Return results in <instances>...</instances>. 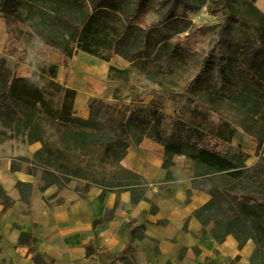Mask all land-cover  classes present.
<instances>
[{"label":"trees","instance_id":"trees-1","mask_svg":"<svg viewBox=\"0 0 264 264\" xmlns=\"http://www.w3.org/2000/svg\"><path fill=\"white\" fill-rule=\"evenodd\" d=\"M214 1L215 7L208 10L213 13L226 10L224 26L230 19L240 20L242 14L229 0ZM255 1L243 0L250 10L249 19L244 20L253 28L255 39L249 43L242 38L233 41L219 38L207 54H197L175 38L191 24L174 13L182 0H171L168 7L164 0H0V16L16 13L44 46L60 55L59 62L47 68L33 64L32 73L26 77L10 71L6 57L0 56V141L22 136L30 144L41 143L32 156L35 168L42 171L45 188L59 185L63 178L84 175L67 151L98 154L102 161L116 168L108 181L109 189H102L98 199L101 201L106 192L129 191L130 202L137 203L148 199L149 183L141 174L122 167L120 162L128 154L130 145H138L147 138L162 146L161 166L166 179H177V173L172 170L174 156L184 155L191 161L193 188L210 196L193 212L203 227L210 223L215 229L233 226L256 212L264 216V164L257 162L247 166L248 154L232 144L234 129L228 122L214 124L206 112L198 110L186 119L170 115L154 101L132 108L131 103L110 104L101 97L88 98L89 114L83 119L73 108L75 90L56 79L58 66H67L78 52L103 61L118 54L132 66L145 68L147 65L162 74L200 55L199 70L189 78L181 96L195 87L209 88L226 111L240 114L243 120H250L261 129L253 136L257 145H262L264 13ZM150 11L159 14V18L147 21L146 14ZM6 42V54L18 58L19 48ZM211 64L215 67H210ZM126 72V69L109 66L107 79L126 83ZM45 122L70 127L66 131V142L71 145L63 149L44 141ZM18 168L12 161L10 170L15 172ZM15 185L20 199L29 202L32 185L23 181H16ZM187 194L189 197L190 190ZM0 204L3 209L13 205L1 184ZM117 205L118 202L114 208ZM150 210L157 209L152 205ZM113 214V209H109L103 219H110ZM101 221L93 220V228ZM210 232L215 235L213 229ZM134 235L135 229L129 231L131 244ZM16 243L32 246L36 238L21 231ZM95 250L91 240L86 247V257Z\"/></svg>","mask_w":264,"mask_h":264},{"label":"rangeland","instance_id":"rangeland-1","mask_svg":"<svg viewBox=\"0 0 264 264\" xmlns=\"http://www.w3.org/2000/svg\"><path fill=\"white\" fill-rule=\"evenodd\" d=\"M229 1L236 11L242 15H240V20L237 19L233 21L230 19L226 26H224L227 21L226 10L219 9V11L215 13L208 10L211 7H215L216 3L214 0H182V2H179L175 7V15L181 18L183 17L185 20L190 21L191 24L188 29L177 34L175 38H178L182 46H185L187 50L197 54H207L219 38L230 41L242 38L250 43L256 36L253 28L244 20L246 18L249 19L247 13L250 10L247 5L243 4V0ZM164 2L165 6L168 7L171 0H164ZM159 16L160 15L156 14L154 11H150L146 14V19L147 21H153L159 18ZM2 17L6 19L7 23L9 46L12 43V46L14 45L20 50L18 58L10 56L12 57L11 60L9 62L7 61L9 70L17 75L25 71L23 68L27 64H29L32 69L33 64V66L41 65L47 68L51 64L50 49L42 44V41H40L34 31L24 24L16 13L3 14ZM255 24H257V21L254 22V25ZM200 27L202 28L198 29ZM28 49H30L29 53ZM6 52L4 49L3 53L5 55L2 56L8 58ZM74 58L81 61V63L86 62L92 64L93 67L98 66L99 63L104 64L105 69L102 70L105 71V73L102 71L100 75L95 76L96 83L92 86L91 92L93 96L90 97H101L110 104L116 102L121 104L131 103L132 108H139L148 104L150 101H154L156 103L158 102L168 114L184 116L185 119L188 118L194 110L206 112L214 124L228 122L230 127L234 129V137L231 142L248 154V158L245 160L247 166H253L257 162L264 164V142L262 145L258 146L253 136V134H258V132L261 131L260 128L250 120H243L240 114L226 111L224 107L219 105L215 93L209 90V88L201 86L195 87L189 94L184 97L181 96L189 78L199 70L201 62L200 55L193 61L186 60L182 64L174 65L173 69L168 74L157 72L147 65L145 68L141 66H132L130 62L125 61L118 54L113 55L112 58L106 62L100 61L99 59L97 60L81 52H78ZM74 58L69 60L67 66H63L65 70H60V74L65 73V77L60 83H64L70 70L74 69L70 66ZM112 65L119 69L127 70L124 74L126 83L119 80L110 81L107 79V71L109 66ZM210 67H215V64H211ZM147 71L152 73V75L149 76ZM241 125H244L248 130ZM43 127L45 129L43 140L52 147L58 146L66 149V147L71 145V143L66 142V131L70 130V127L66 128L48 122L43 123ZM29 144L26 138L22 136L0 141L1 180L6 182V175L8 173H15L10 170L12 161L19 166L16 171L30 176L31 179L30 184L32 185V189L29 202L20 199L15 184L16 181L21 180L16 179L10 189L14 192H18L19 200L22 201L18 211L22 214V220L25 223L29 225L32 223L33 227L37 225L32 220L34 213L38 212L37 206L32 202L33 195H36L35 197L38 205L46 204L50 209H54L59 206H67L68 203L75 198L86 199L91 194L100 193L102 189H109L107 184L112 172L116 169L114 165L102 161V157L98 154L83 155L73 150L67 152L71 155V160L74 165L76 164L83 169L81 174L83 173L84 175H81V177L71 176L63 178L60 180L59 185H52L45 188V184L41 179L42 171L39 168H35L32 156L33 153L28 152L27 148ZM213 145L214 144H211V147H213ZM21 158H27L28 161ZM120 165L124 167L121 162ZM172 170L177 173L176 178H178V172L186 179L191 177L193 188V165H191V161L188 158L184 155L174 156ZM32 171L33 173H31ZM175 181L176 179L174 178L166 179L164 170V174L159 177V182L161 183L158 188L162 191L160 193L158 192V194L164 197L171 195L176 184ZM1 185L3 186V184ZM3 187L5 188V186ZM5 190L9 192L8 189L5 188ZM152 205L156 208L154 204ZM5 210L7 209L2 208V212ZM130 225L131 227L133 226L132 229H135L134 243L138 242L139 244L146 239L144 235L145 227L143 224L137 221L134 224L131 222ZM161 225L162 222L158 223L159 227ZM188 225V221L183 220V224H178L177 229L178 226H181L183 230H187ZM12 229L21 231L18 223L17 225H13ZM212 229L215 232L214 236L210 232ZM193 235L201 244H204L205 239H211L212 241L211 249H201L202 259L200 261H198L196 257H192L191 261H181L185 254V246H173V240H169L171 238L166 237L167 240L162 243L163 247L160 255L156 253L158 252L157 245H159L160 241L151 238L147 241L146 244L153 246L156 254V261L153 260L151 264H264V216L262 212L250 214L246 219H243L240 224L233 226L228 225L218 229L213 227V223L204 227L200 223L199 231L193 233ZM4 244L12 246L11 244L14 245L15 243L10 240L2 241L0 235V251ZM135 245L136 244L127 246L123 252H133ZM21 247L26 257L29 258L25 264H33L34 261H36L35 264H50L49 259L32 257L36 250L35 244L32 246L22 245ZM97 251L100 252L102 250L98 249ZM94 252L97 257L90 259V256L88 258L90 261L88 260L87 263L102 264L103 258L106 260V264H110L111 262L112 264H131L124 260L118 261L114 257L111 258V256L109 258L107 254L101 257L96 250ZM196 254L199 255V252L197 251ZM7 262L11 264L12 259L9 261L5 257L4 259H0V264H6Z\"/></svg>","mask_w":264,"mask_h":264},{"label":"crops","instance_id":"crops-1","mask_svg":"<svg viewBox=\"0 0 264 264\" xmlns=\"http://www.w3.org/2000/svg\"><path fill=\"white\" fill-rule=\"evenodd\" d=\"M255 5L264 13V0H256ZM7 40L6 19L0 16V56L5 55L3 51ZM29 52L30 49H28ZM50 53V63L57 64L60 55L51 49ZM11 58L8 56L6 59L9 62ZM70 66L74 69L70 70L64 83L69 89L75 90L73 108L81 118L85 119L89 114L87 100L90 96H93L91 93L92 86L96 83V74L93 73V70L98 66L105 69L104 64L99 63L98 66L93 67L92 64L81 63V61L74 58ZM23 69L25 71L17 74V76L26 77L33 71L29 64L24 66ZM57 69L56 79L62 82L65 73L60 74V70H65V67L59 66ZM40 147L39 142H34L29 144L27 149L28 152L33 153ZM127 153L125 158L121 160V164L129 170L141 174L148 181L149 190L146 193L148 199L132 203L130 202V192L120 191L118 193L106 192L100 201L97 197L99 193H95L86 199L75 198L67 206L50 209L46 204H39V206L36 195H33L32 202L38 208V212L34 213L32 217L33 222L37 224L36 227H33L32 223L29 225L22 220L23 216L18 211L22 201L19 200L18 192L10 190L16 179L30 183V176L15 171V173H8L6 182H3L1 180L2 172L0 171V183L9 190L7 195L13 200V205L4 212H2L3 206L0 204V235L2 241L10 240L15 243L14 245L11 244L12 246L3 245L0 251V259H4V257L8 261L12 259L11 264L26 263L29 258L21 250L22 245L16 243L18 234L22 231L36 238V250L32 257L49 259L50 264L87 263L89 259L85 255L86 247L91 240L96 246V252L101 257L107 254L109 258L111 256V258L114 257L118 261L124 260L131 264H151L153 260L156 261V254L153 246L146 244L147 241L150 238L160 241L157 245L158 252H156L160 255L162 253V243L167 240L166 237L173 240V246H185V254L181 261H191L192 257H196L200 261L202 259L201 249H211L212 241L211 239H205L204 244H201L194 237L193 233L199 231L200 223L194 217L193 212L209 199V194L192 188V178L186 179L178 172V178L175 181L176 184L171 195L167 197L159 195L158 192L162 191L158 188L161 183L159 177L164 174V169L161 166L163 159L162 146L151 140L143 139L138 145H130ZM188 190H190L189 197ZM116 202H118V205L114 208ZM152 204L156 206L157 210L155 212L150 210ZM109 209H113V216L110 219H103ZM98 219H102V221L93 228V220ZM183 220L188 221V229L183 230L181 226V228L178 226L177 229V225H182ZM137 221L144 225L146 239L139 244L138 242L134 243V241L131 244L129 231L132 230L133 226L131 227L130 223L134 224ZM161 222L162 225L159 227L158 223ZM17 223L21 231L12 229L13 225H17ZM133 244H136L133 252H123L127 246ZM98 249L102 251L99 252ZM197 251L199 255L196 254ZM95 257L97 256L94 252L90 259ZM35 263L36 261L33 264ZM6 264H10V262ZM102 264H106V260L103 258Z\"/></svg>","mask_w":264,"mask_h":264},{"label":"bare ground","instance_id":"bare-ground-1","mask_svg":"<svg viewBox=\"0 0 264 264\" xmlns=\"http://www.w3.org/2000/svg\"><path fill=\"white\" fill-rule=\"evenodd\" d=\"M101 69H102V68H100V66H98L97 68H95V69L93 70V73L96 74V75L98 76V75H100V72H101L100 70H101Z\"/></svg>","mask_w":264,"mask_h":264}]
</instances>
